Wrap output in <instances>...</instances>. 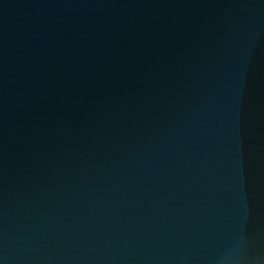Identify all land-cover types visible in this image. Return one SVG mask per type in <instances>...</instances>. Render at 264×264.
I'll list each match as a JSON object with an SVG mask.
<instances>
[{"label": "water", "instance_id": "water-1", "mask_svg": "<svg viewBox=\"0 0 264 264\" xmlns=\"http://www.w3.org/2000/svg\"><path fill=\"white\" fill-rule=\"evenodd\" d=\"M0 264H264V0H0Z\"/></svg>", "mask_w": 264, "mask_h": 264}]
</instances>
